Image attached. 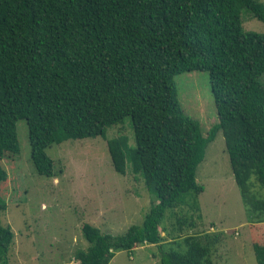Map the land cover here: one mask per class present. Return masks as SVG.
Segmentation results:
<instances>
[{
  "label": "trees",
  "instance_id": "16d2710c",
  "mask_svg": "<svg viewBox=\"0 0 264 264\" xmlns=\"http://www.w3.org/2000/svg\"><path fill=\"white\" fill-rule=\"evenodd\" d=\"M243 9L264 23L260 0H0V183L8 177L2 160L19 152L17 120L26 121L36 171L52 176L47 147L104 137L130 116L135 145L108 139L111 162L121 174L129 164L156 197L142 223L121 234L84 222L89 244L75 251L79 264H108L115 251L139 244L159 248L160 264H214L219 233L179 232L200 218L196 169L219 129L250 223H264L256 190L264 188V30L245 29ZM193 70L208 72L217 111L206 135L184 113L173 80ZM6 205L0 195V214ZM167 209L178 230L170 239L161 234ZM13 237L0 219L1 252Z\"/></svg>",
  "mask_w": 264,
  "mask_h": 264
},
{
  "label": "rangeland",
  "instance_id": "374dc122",
  "mask_svg": "<svg viewBox=\"0 0 264 264\" xmlns=\"http://www.w3.org/2000/svg\"><path fill=\"white\" fill-rule=\"evenodd\" d=\"M241 18L245 29L264 30V23L247 9L241 11ZM173 80L184 113L198 120L206 135L218 121L208 72L185 71ZM16 133L19 152L2 160L8 177L0 183V195L7 204L0 219L11 227L14 237L8 250L0 251V264H79L75 251L89 244L81 232L84 222L115 235L131 224L142 223L156 197L129 164L124 174L114 170L106 143L121 137L128 148L135 145L130 116L107 126L104 137L68 138L47 147L52 176L39 174L31 161L24 119L17 120ZM196 181L204 187L197 197L200 218L194 215L195 226L184 224L179 233H219L220 241L211 255L214 264H257L252 232L264 243V223H250L221 129L206 146ZM258 186L256 190L264 196V188ZM185 209L182 206L175 211ZM172 212L167 209L161 222V227H166V234L162 230L161 234L168 239L178 231ZM160 255L155 245L139 244L132 250L115 251L108 264H160Z\"/></svg>",
  "mask_w": 264,
  "mask_h": 264
}]
</instances>
